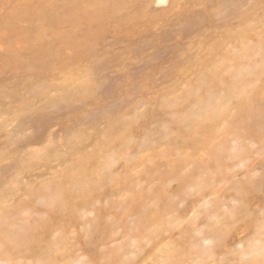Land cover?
Returning a JSON list of instances; mask_svg holds the SVG:
<instances>
[{
  "label": "rangeland",
  "instance_id": "374dc122",
  "mask_svg": "<svg viewBox=\"0 0 264 264\" xmlns=\"http://www.w3.org/2000/svg\"><path fill=\"white\" fill-rule=\"evenodd\" d=\"M0 264H264V0H0Z\"/></svg>",
  "mask_w": 264,
  "mask_h": 264
}]
</instances>
